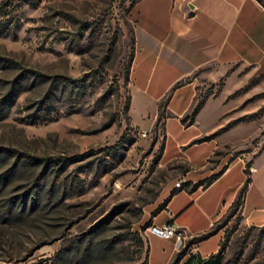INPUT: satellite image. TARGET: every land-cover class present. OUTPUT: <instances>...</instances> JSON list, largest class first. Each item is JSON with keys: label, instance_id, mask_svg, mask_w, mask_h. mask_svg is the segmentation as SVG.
Returning <instances> with one entry per match:
<instances>
[{"label": "rangeland", "instance_id": "rangeland-1", "mask_svg": "<svg viewBox=\"0 0 264 264\" xmlns=\"http://www.w3.org/2000/svg\"><path fill=\"white\" fill-rule=\"evenodd\" d=\"M135 1L0 0V264H143L148 244L152 264H164L172 243L146 233L160 212L171 219L170 198L173 211L188 206L177 224L208 230L205 202L221 204L228 179L241 163L249 171L264 145V90L240 102L256 81L235 88L247 68L232 69L230 94L190 127L191 110L177 118L164 100L130 93ZM215 70L192 75L199 99L224 91ZM235 162L230 176L192 192ZM181 230L171 264L217 233L219 264H264V226L244 225L235 209L199 236Z\"/></svg>", "mask_w": 264, "mask_h": 264}, {"label": "crops", "instance_id": "crops-1", "mask_svg": "<svg viewBox=\"0 0 264 264\" xmlns=\"http://www.w3.org/2000/svg\"><path fill=\"white\" fill-rule=\"evenodd\" d=\"M128 17L133 25L134 52L129 75L130 93L135 90L137 95L154 100L157 105L172 93L167 106L172 116L181 118L193 109L198 102L199 90L192 75L208 66L216 67L214 78L226 77V85L219 95L209 96L203 108L210 100L230 94L229 87L237 82L233 80L234 67L248 69L246 77L239 79L235 88L256 81L240 102L264 90V0H137ZM178 83L180 85L176 87ZM132 101L133 95L129 94L128 111ZM157 111L155 118L159 106ZM202 137L212 139L214 136ZM249 164L250 183L239 213L244 225L261 227L264 226V145ZM235 165L237 162L230 164L212 184L230 176ZM240 170L238 178L228 179L224 195H221L226 198L221 204L218 205L220 196L205 202L204 206L210 211L208 230L189 233L186 225L177 224L178 216L188 211V206L178 212L172 210L177 194L167 203L173 213V224L191 236L208 232L212 223L231 208L245 183L248 176L244 163H241ZM161 213L163 211L156 216L155 225L171 220L159 221ZM146 234L149 242L152 234ZM164 240L172 243L164 263L171 264L182 245L175 238ZM210 241H215V247L203 254L202 246ZM220 242V233L195 239L178 264H204L218 254ZM148 264H152L150 255Z\"/></svg>", "mask_w": 264, "mask_h": 264}, {"label": "trees", "instance_id": "trees-1", "mask_svg": "<svg viewBox=\"0 0 264 264\" xmlns=\"http://www.w3.org/2000/svg\"><path fill=\"white\" fill-rule=\"evenodd\" d=\"M137 1V0H136ZM136 1L132 4L131 8L133 7V5L136 3ZM133 58H134V52L132 53L131 57H130V64L127 68V73L128 76L130 75V70H131V66H132V62H133ZM129 78V77H128ZM76 83H79L80 80H75ZM180 83H178L176 85L179 86ZM171 94L169 93L166 98L164 99L165 105L168 106L170 98H171ZM208 98V97H207ZM207 98L204 99H199L198 98V102L195 104V106L193 107V109L191 110V113L189 115H186L183 119H182V123L185 124L186 126H191L194 124L195 120H196V116L198 115V113L201 111V109L203 108ZM129 108V107H128ZM159 116V113H158ZM226 170V168L222 171H220L219 173L212 175L210 177H208L207 179H205L204 181L198 183L197 185H195V187L192 189V192L199 190L200 188H202V190H205L207 187H209L224 171ZM245 173L247 174V179L245 181V183L243 184V186L241 187L240 191L238 192L237 198L235 200V202L232 204L231 208L235 209L236 211L239 212L240 210V206L242 204L244 195L246 193V190L248 188V185L250 183V170L247 171L245 170ZM167 206V205H165ZM172 222V220H171ZM149 244L147 247V259L143 264H148V259H149ZM221 261V254L220 252L218 254H216L215 256H213L211 259L207 260L204 264H219Z\"/></svg>", "mask_w": 264, "mask_h": 264}, {"label": "built area", "instance_id": "built-area-1", "mask_svg": "<svg viewBox=\"0 0 264 264\" xmlns=\"http://www.w3.org/2000/svg\"><path fill=\"white\" fill-rule=\"evenodd\" d=\"M168 214L170 215L172 220L173 215L170 210H168ZM171 220L167 221L161 226L153 224L147 228V232L162 239H172L174 237L180 238L182 234V230L177 226H175L173 224V221L171 222Z\"/></svg>", "mask_w": 264, "mask_h": 264}]
</instances>
